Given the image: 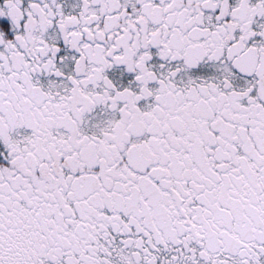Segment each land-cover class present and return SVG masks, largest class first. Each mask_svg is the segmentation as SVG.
<instances>
[{"label":"snow or ice","instance_id":"6c2138e0","mask_svg":"<svg viewBox=\"0 0 264 264\" xmlns=\"http://www.w3.org/2000/svg\"><path fill=\"white\" fill-rule=\"evenodd\" d=\"M0 264H264V0H0Z\"/></svg>","mask_w":264,"mask_h":264}]
</instances>
